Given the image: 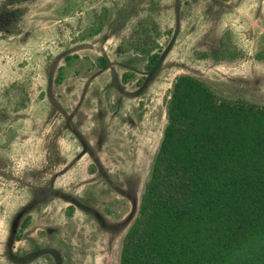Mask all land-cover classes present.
Masks as SVG:
<instances>
[{
  "label": "rangeland",
  "instance_id": "374dc122",
  "mask_svg": "<svg viewBox=\"0 0 264 264\" xmlns=\"http://www.w3.org/2000/svg\"><path fill=\"white\" fill-rule=\"evenodd\" d=\"M259 55L264 0H0V264H120L176 78L264 106Z\"/></svg>",
  "mask_w": 264,
  "mask_h": 264
},
{
  "label": "trees",
  "instance_id": "16d2710c",
  "mask_svg": "<svg viewBox=\"0 0 264 264\" xmlns=\"http://www.w3.org/2000/svg\"><path fill=\"white\" fill-rule=\"evenodd\" d=\"M96 21L85 34L103 30L104 18ZM213 52L203 57L225 60L229 49L223 44ZM142 53L147 71L160 66V53L146 47ZM80 61L68 56L56 84ZM99 62L107 67L106 59ZM167 118L120 264H264V106L222 99L199 78L181 75Z\"/></svg>",
  "mask_w": 264,
  "mask_h": 264
}]
</instances>
